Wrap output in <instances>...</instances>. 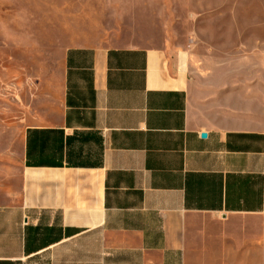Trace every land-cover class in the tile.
<instances>
[{"label": "crops", "instance_id": "1", "mask_svg": "<svg viewBox=\"0 0 264 264\" xmlns=\"http://www.w3.org/2000/svg\"><path fill=\"white\" fill-rule=\"evenodd\" d=\"M178 71L160 47L62 52L27 107L0 264H264V129Z\"/></svg>", "mask_w": 264, "mask_h": 264}, {"label": "rangeland", "instance_id": "2", "mask_svg": "<svg viewBox=\"0 0 264 264\" xmlns=\"http://www.w3.org/2000/svg\"><path fill=\"white\" fill-rule=\"evenodd\" d=\"M0 29V205L19 186L32 94L71 46L165 48L264 129V0H0Z\"/></svg>", "mask_w": 264, "mask_h": 264}]
</instances>
